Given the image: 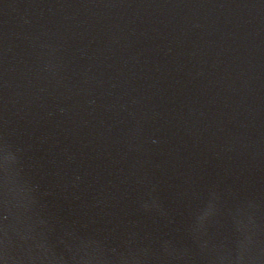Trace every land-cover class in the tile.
Instances as JSON below:
<instances>
[{
    "label": "clouds",
    "instance_id": "1",
    "mask_svg": "<svg viewBox=\"0 0 264 264\" xmlns=\"http://www.w3.org/2000/svg\"><path fill=\"white\" fill-rule=\"evenodd\" d=\"M258 242V226L250 217L249 223L241 228L234 248L210 249L208 258L213 264H257L252 248Z\"/></svg>",
    "mask_w": 264,
    "mask_h": 264
}]
</instances>
